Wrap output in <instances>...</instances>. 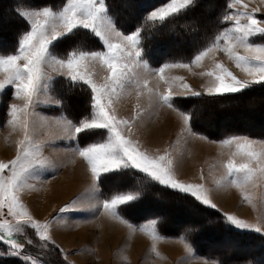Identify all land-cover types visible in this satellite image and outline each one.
<instances>
[{
	"label": "snow or ice",
	"instance_id": "snow-or-ice-1",
	"mask_svg": "<svg viewBox=\"0 0 264 264\" xmlns=\"http://www.w3.org/2000/svg\"><path fill=\"white\" fill-rule=\"evenodd\" d=\"M193 2L167 0L164 5L151 10L146 19L152 23L164 22L186 10ZM261 2L264 3V0ZM238 4L242 5L243 10L225 15L223 20L229 26L216 34L212 42L199 50L190 62L166 63L155 70L153 74L169 85L167 94L149 88L147 76L133 74L130 66L148 68L147 61L142 57L141 27L130 34L117 29L108 12L106 0H65L59 10L45 6L20 12L29 24V30L21 35L13 54L0 55V73H6L5 78L0 80V93L10 88L15 98L24 100L23 105L9 106L10 119L7 123L21 128L25 134L16 158L7 162L0 161V244L8 248L7 253L0 252V256L7 254L21 257L24 264H43L39 258H33L24 251L26 244H32V240L25 236L26 227L34 230L45 244L55 245L50 234L52 222L41 223L36 220L21 201V193L28 187L29 177L34 171L52 166L43 157L41 145L33 141L31 134L32 119L37 115L36 108L40 103L47 102L41 100V95L47 92L53 79L49 72L52 65L58 70L56 75L67 78L73 86L86 85L91 92L90 115L77 122L65 118L61 138L76 140L81 133L106 136L104 140L77 149L78 155L87 161L94 181H99L107 173L126 177L127 170H134L135 174H142L146 181L157 182L191 196L204 206L217 209L205 185L182 183L175 178V162L171 154L153 156L142 150L138 141L130 138L132 125L141 117L139 103L136 105V116L131 119L118 117L114 104L123 94H130V90H135L139 99L144 95L143 90L147 89L150 103L155 99L172 108L171 88L175 81L180 82L179 86L184 93L201 95L185 83L183 77L166 79L165 70H191L193 65L202 66L205 58L217 51H223L249 79H239L223 63L215 62L211 70L201 73L213 78L206 86L208 95L234 94L252 84L264 83V43L253 42L255 37L264 39V18H257V13L261 11L259 7L249 11L243 0H231L229 8L236 9ZM81 29L93 34L100 44L99 50L71 47L76 43L72 38ZM66 43L69 47H62ZM239 49H243L244 54ZM97 66L109 72L103 82L94 79ZM51 103L62 106V102L55 98L51 99ZM181 115L187 124L190 117ZM221 143L235 145L233 156L241 157V162L231 158L223 165L225 175L216 182L219 187L235 185L244 190L248 185L257 187L258 182L264 183V141L233 136ZM106 178L111 179L110 176ZM93 190L98 189L94 187ZM140 195L135 190L113 194L103 199L99 207L112 217L123 220L120 213L124 211V206L139 199ZM244 199L251 203L249 195L245 194ZM77 205L78 201H73L61 208L60 213L88 211ZM223 215L230 226L253 229L258 233L262 230V226L248 223L235 215Z\"/></svg>",
	"mask_w": 264,
	"mask_h": 264
},
{
	"label": "rangeland",
	"instance_id": "rangeland-1",
	"mask_svg": "<svg viewBox=\"0 0 264 264\" xmlns=\"http://www.w3.org/2000/svg\"><path fill=\"white\" fill-rule=\"evenodd\" d=\"M2 1H4V0H2ZM8 1L9 0H7V3H5V1H4V4H0V30L7 28L6 32L10 33L13 31L14 28H16L18 26L19 23L17 21V23H18L17 26H14V24L9 23V21L12 18L8 16V14H10L8 12V10H9ZM133 3L134 2L131 0H119V2H118L119 7L122 5L125 6V5L133 4ZM162 5H164V4H162ZM162 5H160V6H162ZM205 5H207V6H204V8L203 7L200 8L203 11L201 14L206 13L209 8H212V6H211L212 4L211 5L205 4ZM160 6L154 8V9H157ZM206 7H208V9H206ZM50 8H52V7H50ZM37 9H41V8L21 7V8H19V12L24 11V10H37ZM154 9H152V10H154ZM233 11H234V9L231 8L230 13H232ZM131 16L134 17L135 14L132 13ZM258 16H259V18H264L263 14L257 13V18H258ZM202 17H203V22H205V24L207 23V25L214 22L211 17L207 18V19H205L204 16H202ZM7 23H8V27L7 26L5 27V25H7ZM227 26H229V25H227ZM116 28H117V26H116ZM27 30H29V24H28ZM132 32H129V33L124 32V33L130 34ZM255 40L264 41V39H262L260 37H256ZM183 41L193 43L196 41V39L192 38L189 40H187V39L181 40V42H183ZM170 42H171L170 45L175 46L179 41L176 38L175 39L172 38L170 40ZM15 49H14V51H15ZM14 51L12 53L10 52V53H6V54H13ZM0 55H2V54H0ZM143 60H145V59L143 58ZM147 64H148L147 69H143V68L137 67V66H130V68H131L134 75L139 74L141 77L147 76V78L149 80V84H148L149 88L154 89L158 93L167 94L169 85L166 84L164 81H161L159 79L158 75L153 74L155 72V70L158 68L157 67L154 68L148 62H147ZM205 66H203V65L198 66V69L201 70ZM57 71L58 70H57L55 65H52L49 68V72L52 74L53 79L50 83V86H49L47 92L42 93V95H41V100H44L47 102L40 103L37 106V108H36L37 115L33 117L31 124H36V125L43 124L44 122H46V120L43 117H46L49 114H50L49 116H53L56 118H59V117L60 118H66V119L68 118V116H70L68 113H66V114H68V116H67L64 111L61 112V114L58 112H55V111H57V108L60 106H57V105L51 103V99L55 98L57 100H60L62 102V105L64 104L65 106H68V107H70V109H72L71 104H70V98L64 99L62 97L63 98L62 99L61 97H59L58 86L60 85V80H61L62 76L56 75ZM95 72L97 73V75L94 77V79L97 82H103L104 78L109 75V72L106 69H103L99 66H97L95 68ZM164 75H165L166 79L183 77L184 82L189 85V83L187 82L186 76L183 74V72H181L179 70V68L166 69ZM5 76H6V73H0V80L4 79ZM199 77H201V74L197 75L195 77V79L197 81H199L198 80ZM62 78H65V77H62ZM179 84H180L179 81H175V83L172 84V88H171L172 97L179 96L181 94H185L183 92V90L180 88ZM193 89L195 92H199L197 90V88L193 87ZM143 91H144V95L140 96L138 99L136 91L130 90V94H127V93L123 94L122 97L119 99V101L114 104V107L116 109L115 114L120 118H129V119L136 116V112H137L136 105H137V103H139V105H140L141 117L137 118L135 120L134 124L132 125L131 132H130V138L135 140V141H138L141 149L148 152L149 154H151L153 156L171 154V158L175 162V178L179 182L183 183V181H185L187 179L186 172L190 171V170H194L195 173H225V168L223 167L224 164L221 163L222 158L219 157V155H218L217 147H219V146L210 145L202 139L201 140L195 139L194 141H191L193 139V138H191L192 134L190 133V130H189L190 129L189 125L191 126V124H190V122H188L189 125H188V123L186 124L182 118V115H181V114H184V115H188V114L186 112L180 110L179 108L175 107L174 105L172 108H170L167 105L160 104V103L156 102L155 99L153 100L152 103H150L149 99H148L149 93H148L147 89H144ZM199 93H201V92H199ZM90 94H91V92H90ZM256 94H258V93H256ZM256 94H254V95H256ZM257 96L258 95L247 96L246 97V98H248L247 103L243 102V105L238 107V109L237 108L234 109L233 107L239 106V104L241 105V103H242L241 101L243 99L242 98L240 99V97H237V98L229 97L227 99L222 100L221 102H217L218 100H210V101H208V103H204L201 108L199 107L197 109L198 110V114H197L198 118H197V115H195V119H194L195 121L194 122L196 123L198 121L201 123L203 121H206V124H204V127L208 128V129H212L213 123H211V122H213V120H211V118L215 117V119H218V118H222L225 115L224 116V118L226 120L225 123H227V122L231 121L230 120L231 118H229V116H236V115L241 116L243 114H246L248 111L251 112L253 108L256 109L257 105L256 104L251 105L252 101L254 102L257 99L260 100L261 98L262 99L264 98V96H260L261 98L259 96L258 97ZM179 97H183V96H179ZM87 100H88V98L85 97V101H87ZM90 101H91V98L89 99V103H88L89 105H90ZM213 101H215V102H213ZM23 103H24V100L14 97L13 90L10 88H6L3 91V93H0V124L3 126L7 122L8 114L4 113L6 108H8L11 104L23 105ZM248 103H249V105H248ZM246 104L248 105L249 108L247 107ZM206 106L211 108V110L210 109L204 110L203 107H206ZM263 106L264 105H262V107ZM231 107H232V110L229 109ZM246 107H247V110H246ZM43 108L45 109L46 113L44 112ZM239 108L241 110H239ZM227 109H229V110H227ZM47 113H49V114H47ZM90 113H91V108L89 106L88 111L86 112V110H85V114L82 116L83 117L89 116ZM241 113H243V114H241ZM246 115H248V114H246ZM243 118L244 117L241 116L237 123L239 124L240 127H242V126L248 127L247 124L242 123V121L243 122H249V121H247L248 120L247 117L244 119ZM240 119H243V120L240 121ZM68 120H72L74 122L73 119H68ZM218 122H220V120ZM231 122H233V121H231ZM51 123L55 124L54 121H52ZM217 125H219V124H217ZM62 126H63V122L61 124H59V127L61 128V130L57 129V126L53 127L54 130L51 131V134L49 133L50 137H47L48 134H46L47 136L44 134L46 132L39 133L40 131L36 130L38 141H34V142L41 145V150L44 152L43 157L46 158L48 161H50L52 166L42 168V169H37L34 171V173H36V174L54 173V170L57 167V165L60 166L59 172H61V171H63V168L61 167L62 163H66L68 161L76 162L74 153L65 152L64 150L59 149L58 143L53 142L55 139V136L62 134ZM222 127H224V126H222ZM100 132H103V130ZM212 132H213V129H212L211 133ZM213 134H215V132ZM92 135L94 136L91 140L92 142L101 141V140H104L106 138V136L95 135V134H92ZM95 138H96V140H95ZM197 138H200V137H197ZM48 140L52 141L50 143L51 147L48 143ZM92 142H90V143H92ZM87 144H89V143L86 142L85 145H87ZM0 145H1V142H0ZM55 147L57 149H54ZM1 148H3V147L0 146V149ZM8 151H9V149H7V147H6V153L5 154L0 153V155L5 157ZM235 152H236L235 145H230V146L226 147V149H225V156H226L225 163L231 158H235L237 160V162H241V157H239V156L234 157L233 156V154ZM7 156H10V155L7 154ZM84 167L85 166L83 164H81L82 170L84 171V173L87 174ZM34 173H33L32 177H33V180H36L37 177H36V175H34ZM55 174H57V173H55ZM64 174H68V173H63V175ZM107 174H110V173H107ZM71 175H72V173H69L70 177H71ZM54 176H58V174L54 175ZM66 176H68V175H66ZM110 177H111V179L106 178V181H105V183L107 184V192H108L106 197L104 196V194H102L101 185H100V182L98 181L99 196L102 198H109L113 194L123 193L121 191H124V192L128 191V190L137 191V188H139V186H137V183H135V181L132 180L130 175L125 177V176H122L120 174L113 173L110 175ZM57 178H59V177H57ZM62 178H64V177H62ZM71 179L72 178H70L69 180H71ZM54 180H58V179L54 178ZM54 180H52V181H54ZM136 180H139L141 182V179L139 177H137ZM91 183L92 182L90 179H88V175H87V176H85V180H82L81 183H79L78 185L76 184V187H79L80 190H82V189L86 190L87 187L91 186ZM146 183H147V186L145 187V193H146L147 204L150 202L153 203L155 201L154 199L158 198V201H160V203L166 204L165 206H167L166 208L168 209V206L171 204L169 202L173 203L174 197L170 196L169 194H164V193H162L161 195L157 194V193H155L157 190L156 185L153 186V184H150V181H146ZM118 185H124V187L122 189H119ZM54 186H56V187L59 186V182L55 183ZM141 186H142V184L140 183V188H142ZM37 188H38V186L33 189L34 193L31 195V197L35 196L36 199H37V197H40L39 191H37ZM57 188H59V187H57ZM39 190L40 191L42 190L41 187ZM64 191H66V190H64ZM22 193H23V196L26 195L25 190ZM154 194H155V197L153 196ZM53 197L54 196L50 197L51 199H49V200L47 199V201H49V203H51V202L53 203V201H54ZM64 200H66V199L64 198ZM83 201L84 202L89 201L88 197H86ZM37 203H38V200H37ZM45 205L47 206V202ZM57 205H58V202H56V204L52 205V206H51V204L48 205L47 208L50 206L48 211H47L46 206L44 207L45 208V210H44L45 214H46V212L48 214H51L49 220L51 222L56 223V224L58 223L56 220V216H58V215H56L57 214V210H56ZM173 205H175V204L173 203ZM156 207H158V206L156 205ZM161 207H164V205H162ZM187 207L189 209L192 207L189 202L187 204ZM182 208H181L182 213L175 212L174 213L175 215L173 214L174 217L176 216V213H180L181 217H183V213L186 211L185 205ZM34 209L38 213L39 210H37V208H34ZM146 209H147L146 213L148 214V212L151 210V208L146 206ZM167 209H165V208L158 209L159 213L162 212V214L165 217L161 226L165 227L167 229L174 228L176 223L172 224V216L173 215H170L169 214L170 209H168L169 211ZM175 209L180 211L179 206L171 208V210L173 212L175 211ZM192 209L194 210V212H197V213L198 212L199 213L204 212V211L197 209V208H194V207H192ZM150 212H152V210ZM135 213H137V212H135ZM62 215L65 216L66 214H62ZM62 215H59L58 218H60V219L65 218ZM37 220L41 221V223H45V221H42L41 219H37ZM71 223H74V222L71 221ZM78 223L79 222H77L76 224H78ZM138 227H140V228L143 227V229H145L146 232H148V234H147L148 238L146 239L147 240L146 247L144 249L145 251H143V253H141L139 257H137L135 259H133V258L131 259L134 261L129 260V263L123 262L121 260V257H116L114 259L109 258V264H216L215 262L209 261L208 259L203 257V255H198L193 249L191 251H189L188 248L187 249L185 248L184 252H186V255L181 256V254L183 253L182 252L183 249L180 247H176V249L172 252L168 251V253H171V254L173 253V255L170 256V260H167L168 258L165 259L164 257L161 258V256L159 255V251H158V247H159L158 243H156L154 238H153V236H158V235L163 236L164 235L162 232L159 231L158 224H156L155 220L147 219L144 222V224H142L141 226H138ZM71 229H72V227H71ZM57 230L58 229L56 227L53 231L56 232ZM148 230L152 233H149ZM208 230H211V228L207 229V231ZM214 230H217V228L214 227ZM130 233H132V232H130ZM55 234L57 235V238H58L59 234H61V233L57 232ZM149 234H151V235H149ZM25 236L28 239L32 240V244H30V245L26 244L24 251L26 253L30 254L33 258H39L41 261H43V264H72L71 261L68 259V257H66L65 252H63V250L59 247V245L56 242H55V245L45 244L44 242H42L38 238V236L35 234L34 230H32L31 228H27V227L25 228ZM129 237H130V239L135 238V236H133V234H130ZM168 237H170V236H168ZM20 238L24 239V237H20ZM173 238H178V237H173ZM180 239L183 240V238H180ZM197 239H198V236H197ZM80 242L81 241H80L79 235H77L75 238V244L78 245V244H80ZM171 244H172V242L169 243V245H171ZM230 244H232V246H234V243L227 241V239H225V238H223L222 240L221 239H217V240L215 239L213 241H210V245H208L207 248H209L210 250H215V251L220 252L219 247H223V246L230 245ZM165 246H168V245H165ZM235 249H237V247ZM7 251H8L7 246H5L4 244H0V252L7 253ZM75 251H76L75 249L71 250V252H69V256L72 259H74L76 262H78L79 264H106V261H105V263L104 262L101 263L97 258H93V257H89L86 255H81V254L76 255V253H74ZM204 251H208V249H205ZM221 252H225V254L232 253V252L223 251V250H221ZM221 252H220V254H221ZM176 253H179V254H176ZM193 254L196 256L198 255V257H194ZM8 256L9 255L5 254L1 257L6 258ZM12 257L14 260L6 261V262L3 260H0V263H2V264H24V261L21 257H15V256H12ZM212 260H214V259H212ZM257 262H258V264H264V254H259L257 256Z\"/></svg>",
	"mask_w": 264,
	"mask_h": 264
},
{
	"label": "trees",
	"instance_id": "trees-1",
	"mask_svg": "<svg viewBox=\"0 0 264 264\" xmlns=\"http://www.w3.org/2000/svg\"><path fill=\"white\" fill-rule=\"evenodd\" d=\"M4 1L5 3H7V0ZM4 1L0 0V4H4ZM131 1H133L134 3L125 6L122 5L119 7V0H106L108 12L113 18V21L117 28L125 33L135 31L137 27H141V44L143 48L142 57L153 67H160L166 63L190 62L193 56L199 50H202L209 43H211L215 35L228 25L223 20V17L229 14L231 9L229 8L231 0H194L193 4L190 5L186 10H183L181 13L168 18L164 22L152 23L146 19L148 12L162 4H165L167 0ZM64 3L65 0H9L8 12L10 14H8V16L12 18L9 23L16 26L15 21H18L19 24L10 33L6 32L7 28L0 30V54H6L10 52L12 53L18 46L19 38L28 29V23L25 18L20 15L19 8H43L47 6L52 7L54 10H59ZM205 4H212V8L208 9V7H206V9H208L207 12L201 14L203 11L200 8H204V6H207ZM210 11H214V14L213 16L207 17L208 12ZM132 13L135 14L134 17L131 16ZM202 16H204L205 19L211 17L214 22L207 25V23L205 24V22H203ZM6 26L8 27V23L7 25H5V27ZM172 38H176L179 41L175 46L170 45V40ZM192 38L196 39V41L193 43L186 41L181 42V40L183 39L189 40ZM72 39L73 41H76V43L72 44L71 47L82 46L83 48L88 50L100 49V44L94 38L93 34L88 32L87 30H77V36L73 37ZM62 47H69V44L66 43L62 45ZM58 88L59 97H63L64 99L70 98L72 109L63 104L62 106L58 107L57 111L55 112L61 114V112L64 111L65 114L68 113L70 115L68 116V114H66L69 119H73L74 122H77L83 117L82 115L85 114V110L86 112L88 111V108L90 106L88 103L89 99L91 98L90 90L86 85L83 84H77L73 86L67 80V78L62 77ZM75 91L83 92L85 94V97L88 98V100L85 101L86 107L84 109H80L78 105L72 101V94ZM254 94L258 95L259 97L264 96V83L253 84L250 87L242 90L241 92L234 94L208 95L201 93V95L199 96L191 95L184 97H175L172 99V103L175 107L188 114V116L190 117L189 122L191 124V127L196 133L202 134L210 139L223 140L232 135H247L250 137L263 139L264 118L257 120V122L254 123L255 125L251 124L250 122H242L244 124H247L248 127H240L237 123L238 121L234 120L236 119L235 116H229V118H232L230 120L233 122L229 121L225 123L226 121L223 122L222 120H220V122L222 123H219L217 129H213L212 133V129L204 127L206 121H203L201 123L198 121L196 123L194 122L195 115L198 114L197 109L199 107L201 108L204 103H208V101L210 100H218L217 102H221L222 100L229 97H240V99L242 98L243 100L247 101L248 98L246 97L250 95L256 96ZM203 108L204 110H211V108H209L208 106ZM258 109H263V107L257 106L256 112H254L258 113ZM214 132L215 134H213ZM93 137L94 136L92 135V133H81L76 142L79 146L82 147L86 144V142H92L91 140ZM127 171V176L130 175L135 183L140 182L139 180H136L137 177L141 179L142 188H140V185L139 188H137V191L141 193L139 199L135 200L127 206H124V211L120 213L123 218L138 226L143 224L147 219L155 220L156 224H158L159 226V231L164 234L163 236L183 238L191 245L193 250L198 255H203V257L207 259H214L218 261L219 264H258L257 256L259 254H264V236L262 234L253 231H241L234 226H230L225 222L224 215L220 211L211 207L204 206L189 195L164 187L157 182L152 183V181H150V184H153V186L156 185L157 190L155 193L160 195L162 193L169 194L170 196L174 197L173 203L175 205H173V203L171 202L170 205H173L171 206V208L179 206L180 211L175 209L174 212L170 210L171 212L182 213L181 208L184 205L186 207V211L183 213V217H181V214L178 213L180 215V219H176L172 216V224L176 223L174 228L167 229L165 227H162L161 225L165 217L162 212L159 213L158 209H167L165 206L166 204L160 203V201H158V198L154 199V204H152L151 202L147 204L145 193V187L147 186V183L145 178L142 174H135L134 170ZM111 174L113 173L104 174L99 180L102 194H104L105 197L108 194L107 184L105 183L106 177H109ZM118 187L119 189H122L124 185H118ZM153 196L155 197V194ZM188 202L192 207L200 209L204 212H194L192 207L189 209L187 207ZM156 205L158 207H156ZM162 205H164V207H161ZM146 206L151 208L152 212H150V210L147 214ZM214 227H216L217 230H214ZM210 228L211 230L207 231V229ZM223 238L227 239V241L231 243H234V246L230 244L223 246L224 248L219 247L220 252L221 250H223L232 253L225 254V252H221L220 254V252L218 251L210 250L209 248H207L208 245H210V241H213L215 239L222 240ZM236 247L237 249H235ZM203 249H208L209 252L204 251ZM0 260L6 262L12 261L14 259L9 255L6 258H2L0 256Z\"/></svg>",
	"mask_w": 264,
	"mask_h": 264
},
{
	"label": "crops",
	"instance_id": "crops-1",
	"mask_svg": "<svg viewBox=\"0 0 264 264\" xmlns=\"http://www.w3.org/2000/svg\"><path fill=\"white\" fill-rule=\"evenodd\" d=\"M243 3L248 5L249 11H251V9L253 8L259 7L261 11L258 14L264 15V3H262L261 0H243ZM235 10H243L242 5L238 4L236 6V9H234V11ZM255 39L256 37L253 38V42L255 43H264V41L255 40ZM239 51L241 54H244L243 49H239ZM215 62L223 63L239 79L242 80L249 79L247 74L241 71L239 68H237L234 61L231 60L223 51H217L213 54H210L209 57H206L205 60L202 62V65L203 66L206 65V66L201 70H199L198 66L196 65H193L191 67V70L186 68H179V70L183 72V74L186 76L187 82L189 83L192 89L193 87H195L199 92L207 94L206 86L209 85L210 80L213 78H210L207 75H201V77H199L198 79L199 81H197L195 77L201 73H206L207 71L211 70ZM179 96H183V97L191 96V94L185 93ZM179 96H174L172 97V99ZM43 110L45 112L44 108ZM8 111H9V107L5 109L4 113L8 114ZM49 115L43 117L46 120V122H44L43 124L41 125L31 124V134L33 141H38L37 131H40L39 133L46 132L44 134L45 135L48 134V136L47 135L46 136L50 137L51 131L54 130L53 127L57 126V129L61 130L59 124L64 122L65 118H60V117L56 118ZM9 119L10 117L7 116V121ZM52 121H54L55 124H52L51 123ZM189 128H190L189 129L190 133L192 134L191 138H193L191 141H194L195 139L198 140L202 139L210 145L219 146L217 147V150L219 157L222 158V162H221L222 164H225V159H226L225 149L227 146H230L221 143L223 140L233 136H241V137H248L253 140L264 141V138L263 139L254 138L247 135H232L223 140H213L202 134L196 133L195 131L192 130L190 125ZM24 135H25L24 131L19 127H14L8 124L7 122L3 126L0 124V142L3 141L5 143V146L7 147V149H9L7 154L10 155L7 156L6 154L5 157L0 155V161L7 162L9 160L16 158L18 154L20 141L24 139ZM61 137L62 134L55 136L53 142L58 143L59 149H62L65 152L74 153L76 162L68 161L66 163H62L61 167L63 168V171L61 172H59L60 166L57 165V167L54 170V173H45V174L34 173L37 179L33 180L32 176L29 177L28 187L24 189L27 196L26 195L23 196V193H21V201L26 205L27 209L36 220L41 219L42 221L45 222H51L49 220L51 214H48L47 212L45 214L44 211L46 202H47V206L50 204L51 206L55 205L56 202H58V205L56 207L57 210L56 215L58 216L62 215V213H60L61 208L71 204L73 201H78V205H77L78 207L83 209H88V211H75V212L67 213L65 216L62 215L65 218H61V219L58 218V216H56V220L58 223L56 224L52 222V226L50 230L51 237L59 245V247L63 250V252H65L66 257H68V259L71 261L72 264H79L69 256V252H71V250L73 249L76 250L74 252L76 253V255L81 254V255L97 258L101 263L103 262L105 263L106 261V264H109V258L114 259L116 257H121V260L123 262L129 263V260H131L132 258L135 259L139 257L140 254L143 253V251H145L144 249L146 247V243L144 242L145 241L147 242L146 239L148 238L147 236L148 232H146V230L143 229V227L140 228L138 227V225L131 223L129 220L125 218H123V220L114 218L108 212H105L102 209H100L99 205L105 198L99 196L98 181L93 180V176L87 161L83 157L78 155L77 149L80 148L81 146L77 144L76 142L77 139L69 140ZM51 142H52L51 140L50 141L48 140L50 147H51L50 144ZM54 149L57 148L55 147ZM42 155L44 156L43 151H42ZM81 164L85 166L84 169L87 172V174L84 173L85 174L84 177L88 175V179H90L92 182L91 186L87 187L86 190L85 189L80 190L79 187H76L77 183L71 182L72 179L71 180H69L70 178L66 179L67 177L62 178L63 173H68L66 175L70 177L69 173H71L74 168L81 166ZM55 173H57L58 176H54L57 175ZM224 175L225 173H195L194 170H190L186 172L187 179L183 181V183H198L205 185V187L210 190L209 191L210 198L217 205L216 210L220 211L223 214L227 213L230 215H235L239 219H242L248 223L262 226V230L259 233L264 235V183L258 182L257 187L248 185L244 190H241V188L235 185H230L227 187H219L216 182L222 180ZM54 178L58 180H54ZM63 180L67 181L65 183L64 188L60 190H55L53 192L51 191V189H49L50 186H53L58 181H63ZM37 186H38L37 191H39V195H40V197H37V200L38 203L39 202L40 203L35 207H31L29 203L30 197L34 193L33 189L36 188ZM40 187L42 189L41 191L39 190ZM94 187L97 188L98 190L94 191L93 190ZM64 190H66L67 192ZM245 194L251 197V203H249L244 199ZM52 195L54 196L53 197L54 201L53 203L52 202L49 203L47 199L48 200L51 199L50 196L52 197ZM86 197H88L89 201L84 202L83 200ZM64 198L66 200H64ZM34 208H37V210H39L38 213L37 211H35ZM49 208L50 206L47 208V211ZM71 221H73L74 223H71ZM76 221L79 223L76 224L77 223ZM129 225H131V227H129ZM56 227L58 230L54 232L53 230ZM239 230L256 232L253 229H239ZM57 232L61 233L59 234L58 238L57 235L55 234ZM149 233L152 232L149 231ZM130 234H133L135 238L130 239L129 237ZM77 235H79L81 241L80 244L78 245L75 244V238ZM153 238L155 242L158 243L159 255L161 256V258L163 257L165 259L168 258L167 260H170V256L173 255V253L172 254L168 253V248L167 246H165V245H169L170 242H179L181 244V245L177 244L178 247L183 249L182 251L183 253L181 254V256L186 255V252H184L185 248L186 249L188 248L189 251L193 249L189 245V243L184 239L182 240L180 238L178 239V238L165 237L159 235L153 236ZM193 256L198 257V255L196 256L194 254ZM208 260L213 261L216 264H219V262L216 260H212V259H208Z\"/></svg>",
	"mask_w": 264,
	"mask_h": 264
},
{
	"label": "bare ground",
	"instance_id": "bare-ground-1",
	"mask_svg": "<svg viewBox=\"0 0 264 264\" xmlns=\"http://www.w3.org/2000/svg\"><path fill=\"white\" fill-rule=\"evenodd\" d=\"M3 10V9H2ZM213 14H214V11H210V12H208V15H207V17L208 16H213ZM5 16V15H4ZM17 22L15 21V25L17 26ZM72 101L74 102V103H76L77 105H78V107L80 108V109H84L86 106H85V94L83 93V92H78V91H75L73 94H72ZM252 101V100H251ZM242 103H241V105L239 104V106H236V107H233L234 109H238V107H240V106H242L243 105V102H246L247 103V101L246 100H242L241 101ZM254 104H256L258 107L260 106V107H262V105H264V98L262 99H257L256 101H252V103H251V105H254ZM237 105V104H236ZM245 105V104H244ZM247 105V104H246ZM248 105H249V103H248ZM248 105H247V107H248ZM255 105V106H256ZM232 106V105H231ZM228 107V106H227ZM245 107V106H244ZM247 107H246V110H247ZM251 107V106H250ZM264 107V106H263ZM249 108V107H248ZM229 109H232V107L231 108H229ZM229 109H227V110H229ZM243 109V108H242ZM239 110H241L240 108H239ZM256 112V109L255 108H253L252 109V113L251 112H247L246 114H248V115H246V114H243V113H241V114H243V115H241L242 117H244V118H246L247 117V121H249L251 124H253V125H255L254 123L255 122H257V120H259V119H262V118H264V108L263 109H258V113H255ZM246 112V111H245ZM255 113V114H254ZM259 113H260V115H259ZM240 115H236L235 116V118L236 119H234V120H236V121H238L239 120V118L241 117ZM243 118V119H244ZM232 119V118H231ZM243 119H240V121L241 120H243ZM211 120H213V122H211V123H213V128L212 129H217V127H218V125L217 124H219V123H222V122H218L219 120H222L223 122L224 121H226L225 120V118L224 117H222V118H218V119H215V117H213V118H211ZM243 122V121H242ZM249 124V123H248ZM4 140V139H3ZM0 146H2L3 148H1L0 150V153L1 154H5L6 153V146H5V143L3 142V141H1V145ZM72 175H71V177H68V176H66V174L65 175H63V177L65 178V177H67L66 179H69V178H72V180H71V182H75V183H77V185H78V183H81V181L82 180H85V177H84V171L82 170V168H81V166H78L77 168H74L73 170H72ZM60 184H59V186H57V187H59V188H57L56 186H50L49 187V189H51V191L53 192V191H55V190H60V189H62V188H64L65 187V183L67 182V181H65V180H63V181H58ZM53 196V195H52ZM51 197V196H50ZM168 202V201H167ZM29 203H30V206L31 207H35L36 205H38V203H37V199H36V197L35 196H33V197H31L30 198V201H29ZM157 203V202H156ZM169 203H171V202H169ZM152 204H154V203H152ZM150 205V204H149ZM148 205V206H149ZM171 206H173V205H169L168 206V208L171 210ZM167 207V206H166ZM137 208V207H136ZM135 208V209H136ZM141 208V207H140ZM138 209V208H137ZM33 210V209H32ZM174 213L173 212H170V215H173ZM175 215V214H174ZM174 215H173V217H174ZM174 218H177V219H180V215L178 214V213H176V216L174 217ZM110 237V236H109ZM144 241V240H143ZM144 243H146V241L144 242ZM177 244H179V242H172V244L171 245H168L167 247H168V251H174L175 249H176V247H178V245ZM180 245V244H179Z\"/></svg>",
	"mask_w": 264,
	"mask_h": 264
}]
</instances>
